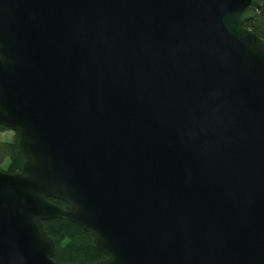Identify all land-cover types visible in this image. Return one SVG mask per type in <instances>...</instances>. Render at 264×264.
Returning <instances> with one entry per match:
<instances>
[{
	"label": "water",
	"instance_id": "water-1",
	"mask_svg": "<svg viewBox=\"0 0 264 264\" xmlns=\"http://www.w3.org/2000/svg\"><path fill=\"white\" fill-rule=\"evenodd\" d=\"M263 0H0V264H264ZM47 199L67 204L61 209Z\"/></svg>",
	"mask_w": 264,
	"mask_h": 264
},
{
	"label": "trees",
	"instance_id": "trees-1",
	"mask_svg": "<svg viewBox=\"0 0 264 264\" xmlns=\"http://www.w3.org/2000/svg\"><path fill=\"white\" fill-rule=\"evenodd\" d=\"M247 28L264 39V0L261 10L255 19L247 22ZM10 130L0 126V132ZM25 159L18 146V136L14 133L11 141L0 142V170L5 173H19ZM61 209L67 204L58 199H47ZM44 231L54 243V264H98L106 259V255L96 248L89 232L83 231L67 219H53L43 221Z\"/></svg>",
	"mask_w": 264,
	"mask_h": 264
},
{
	"label": "rangeland",
	"instance_id": "rangeland-1",
	"mask_svg": "<svg viewBox=\"0 0 264 264\" xmlns=\"http://www.w3.org/2000/svg\"><path fill=\"white\" fill-rule=\"evenodd\" d=\"M14 137V132L11 130H6L5 132H0V142L11 141Z\"/></svg>",
	"mask_w": 264,
	"mask_h": 264
}]
</instances>
